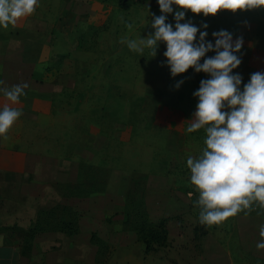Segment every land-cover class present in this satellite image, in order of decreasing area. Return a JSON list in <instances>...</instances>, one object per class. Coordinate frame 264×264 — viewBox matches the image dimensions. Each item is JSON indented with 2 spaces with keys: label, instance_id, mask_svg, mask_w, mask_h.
<instances>
[{
  "label": "rangeland",
  "instance_id": "obj_1",
  "mask_svg": "<svg viewBox=\"0 0 264 264\" xmlns=\"http://www.w3.org/2000/svg\"><path fill=\"white\" fill-rule=\"evenodd\" d=\"M172 7L166 23L174 29L179 9ZM160 15L158 0H129L125 9L118 0H39L35 13L24 18L33 30L48 36L45 61L36 76L49 89L48 111L36 125L24 123L20 116L8 138L1 137L4 150L22 148L37 154L32 171L26 177L18 174L16 184L9 182L13 173L0 171L1 244L22 247L23 232L58 203L55 197H62L66 184L95 177L111 199H99L100 191L90 198L74 197L67 205L77 221L80 217L83 232L78 233L73 255L69 250L59 252L60 264H264V249L256 247L262 239L264 209L253 205L247 214L208 226L199 222V210L190 207L192 194L183 191L190 186L187 159L198 158L205 148L198 130L187 132L198 104L193 93L210 76L190 68L173 77L163 42L155 57L151 49L141 55L121 42L154 34L151 24ZM189 21L206 31V41L213 45L212 33L221 30L231 33L234 41L243 39L236 53L241 64L233 70L242 77L241 91L251 74L264 73V9L223 11L215 17L189 11L181 23ZM4 31L0 27V33ZM215 54L210 51L205 58ZM175 164L180 167L172 168ZM133 179L145 185L150 218H166L168 244L146 252L134 233L123 226L116 230L107 226L106 232L99 231L107 245L95 252L97 246L88 242L89 213L95 212L93 223L102 219L111 226L119 221L120 192L126 193ZM99 208L106 211H96ZM195 226L206 233L195 232ZM39 257L37 252L35 258Z\"/></svg>",
  "mask_w": 264,
  "mask_h": 264
},
{
  "label": "clouds",
  "instance_id": "obj_2",
  "mask_svg": "<svg viewBox=\"0 0 264 264\" xmlns=\"http://www.w3.org/2000/svg\"><path fill=\"white\" fill-rule=\"evenodd\" d=\"M158 4L162 15L151 24L154 34L121 42L141 55L145 48L151 49L153 57L163 42L166 45L163 55L173 77L190 68L210 76L201 80L199 89L193 93L198 104L187 128L189 133L202 128L206 132L202 154L187 159L190 183L199 193V222L220 225L241 212L252 211L253 205L264 209V73L251 74L241 91L242 77L233 74V70L241 64L236 53L241 51L243 39L233 42L232 34L221 30L212 33L213 45L206 41V31H200L190 21L181 23L189 11L215 17L223 11L235 14L264 9V0H158ZM173 5L179 9L174 14L175 30L166 23ZM38 6L39 0H0V27L15 26L34 14ZM202 27L206 29L208 25ZM210 51L216 54L205 58ZM27 87L15 85L2 91L8 101L18 104ZM21 115V110L8 104L0 109V137L8 138L7 133ZM259 235L262 239L256 245L258 250L264 249V226Z\"/></svg>",
  "mask_w": 264,
  "mask_h": 264
},
{
  "label": "crops",
  "instance_id": "obj_3",
  "mask_svg": "<svg viewBox=\"0 0 264 264\" xmlns=\"http://www.w3.org/2000/svg\"><path fill=\"white\" fill-rule=\"evenodd\" d=\"M30 21H25L24 19L19 21L15 26H11L5 29L4 32L0 33V109L3 108L5 104L10 107L17 108L22 112V121L26 124L36 125L39 121L41 115H47L48 102L45 100V95L49 90L46 85L37 76V71L43 65V52L48 46V36L43 35L40 31L33 30ZM234 42V39H233ZM27 84L28 87L24 90L26 95L20 98L18 104H12L8 101L4 94L3 89H10L15 85ZM53 91V89H50ZM24 146V145H23ZM21 150H4L1 147V137H0V171H5L7 173H13L14 176L9 179V182L17 183L15 177L20 178L18 174H22V177L27 173L32 171L36 161H33V156L36 153H27ZM2 152H4L2 154ZM6 159V162H5ZM32 159V160H31ZM3 162L4 164H2ZM3 181V180H2ZM119 192V191H117ZM100 193V192H99ZM99 199L106 201V199H111L108 195V191H102ZM123 197L122 206L117 209L119 214H121V219L119 221H112L110 226V221H104L99 219L98 223H93L92 219L95 214L89 213L88 224L92 227L90 229L93 232H97V236L102 240L106 241L102 237L103 233L99 231L106 232L107 226L116 230L122 228L123 220V210L125 205V193L120 192ZM93 195L80 197L90 198ZM79 198V200H80ZM55 199L58 203L70 205L75 201L74 197H60L56 195ZM74 200V201H73ZM100 202V201H99ZM103 205V208H106ZM20 211V210H18ZM96 211H106L102 209H96ZM78 233H82V226L80 222V217H78ZM134 233L133 231H130ZM68 235L61 231H44L36 234L32 240L31 251L28 256H22L20 254L19 247L17 245L1 244L0 243V264H60L62 259H59V252H64L69 250L76 252L78 248V237L79 235ZM91 233V234H92ZM91 234L89 235L88 242H91ZM135 234V233H134ZM136 236V234H135ZM137 237V236H136ZM40 245V246H39ZM97 251V247L95 252ZM39 252L41 259L35 258ZM55 257L53 261L52 258ZM63 262V261H62Z\"/></svg>",
  "mask_w": 264,
  "mask_h": 264
},
{
  "label": "trees",
  "instance_id": "obj_4",
  "mask_svg": "<svg viewBox=\"0 0 264 264\" xmlns=\"http://www.w3.org/2000/svg\"><path fill=\"white\" fill-rule=\"evenodd\" d=\"M141 2L145 0H139ZM118 4L122 8H127L129 5V0H118ZM63 55H60V58H63ZM198 133L203 135L201 137L202 142L205 145L206 132L205 129L198 130ZM206 147V145H205ZM202 154V153H201ZM180 164L173 165L172 168L178 169ZM187 169V170H186ZM186 172H189L186 180L189 181L190 186L183 187V191L191 193V203L190 207L196 208L201 211L200 207L197 204L199 193L196 191L194 186L190 183V170L186 165ZM183 173L184 170H183ZM134 181V182H133ZM131 181V186L128 188L125 193V205L123 210V220L122 224L126 230L133 231L138 240L144 244L146 252H151L156 250L159 247L166 246L168 244V230L166 226V218L160 217L156 220H152L148 214L147 207L145 205V185L136 182L133 179ZM103 185H100L99 182H95V177H86V179H79L78 181L70 184H66L62 189V196L64 197H86L91 194L103 191ZM65 190V192H64ZM68 210L67 212H64ZM70 210V207L57 203L54 206H51L49 209L43 211L44 216H38L30 226L23 232L24 233V243L23 246L17 244L20 248V254L22 256H28L31 251L32 240L34 236L40 232L44 231H61L65 232L68 235L77 234L79 231L77 219L72 215L73 211ZM56 212H59L56 213ZM58 214V215H57ZM55 216V220H52ZM215 226V225H212ZM201 228V227H200ZM200 230V234H205L206 230L203 228L199 229L198 226L194 227V231L197 232ZM91 242L97 246V252L104 248L107 244L100 237L91 234ZM170 264V263H163Z\"/></svg>",
  "mask_w": 264,
  "mask_h": 264
}]
</instances>
